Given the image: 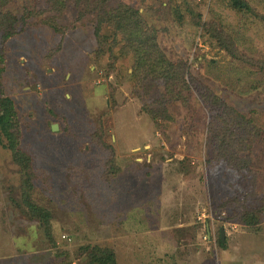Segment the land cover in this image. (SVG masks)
I'll return each instance as SVG.
<instances>
[{
  "label": "rangeland",
  "instance_id": "1",
  "mask_svg": "<svg viewBox=\"0 0 264 264\" xmlns=\"http://www.w3.org/2000/svg\"><path fill=\"white\" fill-rule=\"evenodd\" d=\"M42 1L11 0L5 12L31 18L0 40V103L31 164L26 184L0 137V264H264V0H109L186 62V105L132 76L108 26L113 56H98L91 16ZM204 87L257 137L209 140Z\"/></svg>",
  "mask_w": 264,
  "mask_h": 264
},
{
  "label": "trees",
  "instance_id": "2",
  "mask_svg": "<svg viewBox=\"0 0 264 264\" xmlns=\"http://www.w3.org/2000/svg\"><path fill=\"white\" fill-rule=\"evenodd\" d=\"M10 2L11 0H0L1 44L21 33L24 30L23 25L27 19L31 18L30 13L26 10L20 16L8 11L5 12ZM42 2L50 5V10L54 11L56 15H61L67 6H73L77 14V21L87 15L91 16L93 18V34L97 43L96 50L92 53H97L98 56L111 53L108 48L105 49L107 47L106 41L110 37L104 39L105 42L101 38L103 28L108 26L107 30L110 28L112 31L111 39L115 47L120 46L122 51L128 52L132 56V76H135L139 82L147 80L161 82L163 88V93L160 95L163 100L162 103H165L168 98L171 102L177 101L183 105L188 104L194 89L193 85H189L188 80L193 81V84L197 83H194V78L190 75L186 62L180 60L173 62L166 57L158 45L157 31L151 23L147 22L138 9L121 3L110 6L109 0H44ZM19 24L21 25L20 28H18ZM51 25L53 26V24ZM235 55L237 54L234 53L233 56ZM2 62L3 55L0 53V63ZM202 91L205 93V96H200L203 99L202 102L204 104L210 103L217 109L215 112H210L211 117L207 127L209 140L215 141L224 134V137L227 135L231 137L235 135L230 131L234 128L241 132L249 129L250 137L253 139L257 137L259 132L251 120L233 110L207 88L204 87ZM14 113L12 101L3 97L0 103V137L5 142L6 150L13 157L20 158L23 151L20 148L17 130L11 129ZM233 142L238 143L239 141L234 139ZM241 147L240 142L236 144V150L241 152ZM17 163L25 176V183L29 184L31 180L29 159L20 158ZM222 243L220 239V245ZM106 264H114L111 257H108Z\"/></svg>",
  "mask_w": 264,
  "mask_h": 264
},
{
  "label": "water",
  "instance_id": "3",
  "mask_svg": "<svg viewBox=\"0 0 264 264\" xmlns=\"http://www.w3.org/2000/svg\"><path fill=\"white\" fill-rule=\"evenodd\" d=\"M52 130H57V126L54 124L52 125ZM220 238H221V241L224 242V233H223V229L220 230Z\"/></svg>",
  "mask_w": 264,
  "mask_h": 264
}]
</instances>
